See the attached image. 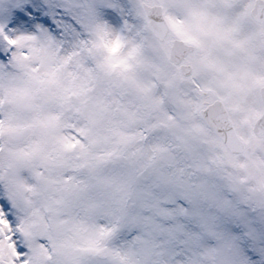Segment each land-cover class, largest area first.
Returning <instances> with one entry per match:
<instances>
[{"label": "rangeland", "instance_id": "1", "mask_svg": "<svg viewBox=\"0 0 264 264\" xmlns=\"http://www.w3.org/2000/svg\"><path fill=\"white\" fill-rule=\"evenodd\" d=\"M255 1L63 0L85 35L43 38L30 61L0 68V185L29 224L27 241H47L59 264H199L207 243L229 240L217 213L264 230ZM144 4L164 8L166 42L149 32ZM175 39L196 48L189 78L169 62ZM216 100L251 153L231 155L201 120ZM176 195L193 205L185 250L133 240L144 214ZM46 257L41 248L36 264Z\"/></svg>", "mask_w": 264, "mask_h": 264}, {"label": "snow or ice", "instance_id": "2", "mask_svg": "<svg viewBox=\"0 0 264 264\" xmlns=\"http://www.w3.org/2000/svg\"><path fill=\"white\" fill-rule=\"evenodd\" d=\"M84 27L79 12L63 0H0V68L9 71L17 58L30 61L43 38L60 41L67 34L84 36ZM192 207L182 195L162 201L160 214H144L142 223L129 235L133 240L185 250L181 228L186 229ZM215 224L229 240L223 245L215 240L207 243L198 253L199 264H264V230L252 233L221 213L216 214ZM28 230L29 224L0 185V264H36L41 248L47 252L42 264H59L47 241L39 239L33 244L25 239Z\"/></svg>", "mask_w": 264, "mask_h": 264}, {"label": "water", "instance_id": "3", "mask_svg": "<svg viewBox=\"0 0 264 264\" xmlns=\"http://www.w3.org/2000/svg\"><path fill=\"white\" fill-rule=\"evenodd\" d=\"M145 9L151 20L149 24L150 30L160 41H164L168 35L169 29L162 16V8L146 6ZM262 11L263 6L258 2L252 16L257 21H260ZM193 50V47L187 46L184 42L175 41L171 48L170 60L176 65H179L189 53L193 52ZM181 72L185 77H189L192 74V68L189 66H182ZM261 96L264 106V88L261 90ZM200 116L206 125L223 141L232 154H242L245 151V146L238 138L228 112L222 102L216 101L212 105H208L200 112ZM254 133L258 138L264 136V112L262 117L258 119L254 125ZM248 151L250 152L251 150L248 149Z\"/></svg>", "mask_w": 264, "mask_h": 264}, {"label": "flooded vegetation", "instance_id": "4", "mask_svg": "<svg viewBox=\"0 0 264 264\" xmlns=\"http://www.w3.org/2000/svg\"><path fill=\"white\" fill-rule=\"evenodd\" d=\"M259 37H260L261 44L264 45V33H261V34L259 35Z\"/></svg>", "mask_w": 264, "mask_h": 264}]
</instances>
